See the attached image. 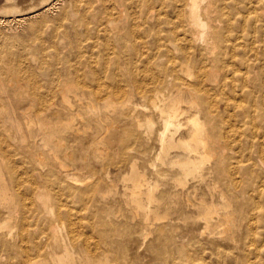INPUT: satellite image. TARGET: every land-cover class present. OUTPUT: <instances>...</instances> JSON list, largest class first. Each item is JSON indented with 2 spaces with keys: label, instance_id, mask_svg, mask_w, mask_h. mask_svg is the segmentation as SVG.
<instances>
[{
  "label": "bare ground",
  "instance_id": "obj_1",
  "mask_svg": "<svg viewBox=\"0 0 264 264\" xmlns=\"http://www.w3.org/2000/svg\"><path fill=\"white\" fill-rule=\"evenodd\" d=\"M60 1L62 2V0H1L2 3L0 4V242H2V247L9 253V255H10V251H13V256H14V252H15L13 249L14 247L12 248L8 246L9 244L8 242H12L13 240L18 239V238L20 242L30 241L32 243V246L30 245L31 247L30 248L27 247L28 249L26 250L23 248L25 251H21V249L17 250L18 248H21V247H19L18 245H17L18 247L15 246L17 248L16 250L19 251L17 252L18 254L16 255H21L20 257H22V262L20 261L19 264L20 263L21 264H119L118 262L119 260L117 259L118 252L116 251L115 253H117V255L113 259H110L108 255V251L104 249L105 245H109V235L111 232L109 233V235L106 232H101V233L98 232L100 236V240L96 238V241L94 240L92 241L89 238H84V239L76 238V234H75L76 226L73 223L74 222L73 221L70 224V230H69L70 234L68 235L62 234L65 228L61 227L60 221L64 222L66 218H68L67 220L70 222L71 220L70 217L76 214L72 212V209H71V212L69 210V213H67L66 215H63L64 213L62 214L59 210L58 212L57 210H55V212H57L55 214L54 213L55 205L53 206V201H52V198H54L53 197L54 195L51 197V193H50L53 187H51L50 191L48 190L49 182L51 180L56 179L59 183L67 182L66 184L64 183L63 185L62 184L61 185L59 184V185H60V188H62V191L63 189L66 190V192L69 193L68 195L70 196L78 195L79 197L80 195V197L81 196L85 197L88 195L91 196V194L93 195L96 194L101 197H104L106 195L108 196V194H111L112 191H114L113 187L111 186L113 185V183H111L112 181L107 179L108 181H111V182H109L110 184H109L108 190L105 193H103L104 192L102 190L103 185L100 183V181H98L97 179L96 181L98 182H93V180L90 179V176H91L90 166L92 164L90 165L89 162L91 161L90 158L92 156H95V157H92L93 159L94 158L98 159L105 152L108 153L110 149L112 152V148H115V150L119 152L122 159H124V163H126L125 160L128 159V164H129L128 170L129 171L128 172L126 171L127 173L125 172L126 174L124 176L122 175L121 176H122L123 181L126 183L124 191H125V195L127 196V202H128L127 205L130 210L129 214L135 219H138L140 226L142 227V232L140 233L141 239L147 240V238L149 239V237H151L150 235H152L154 231L156 230L155 228H156L157 222H162L165 220L166 222L165 226L168 228H171L175 220H182V221L184 220V222L188 220V221H191L193 224L194 223L198 224L201 222L204 225L203 227L205 228V231L203 233L204 234L208 233L210 237L213 238V240L216 238L220 240H226L229 242H234V243L236 242L235 244L238 245L240 236L237 233V229H238V225H239L240 217H241L240 208L242 207V202H244L243 198L245 197V194L241 193L240 195L241 199H238L239 197L237 196L235 198L230 193V189L224 186L225 183H223L224 181L222 180V179H225L226 172H227V169H225V165H226V161L229 155V151H234V150H230V147H229L230 144L227 143L229 141L227 142L224 141V139L226 140V138H224V135H225L224 128L225 127H223V121H222L223 115L219 107V104L224 103V105L229 107V101H230L229 99H231V94L230 96H227L228 93H226V91L230 89L231 93H233L234 90L230 88V86L234 85V80H235L234 75L230 77L229 75L231 74L229 73H228L229 75L227 74L228 71H226V69L228 70H231V69L225 68L227 67V65L224 63L223 59L225 57L227 59H231L230 61L235 60L236 50H242V54H240L241 56L239 57L240 61L243 64V67L245 68V71L241 73L242 91L240 90L241 93L236 94V95H234L236 93L234 92L233 94L234 103L232 105V108L235 109L240 114V116H247V105L241 106V104H239L240 98L244 96H246L245 98H247V100L249 97L252 98V93L250 94L251 96L248 94L249 97H247V90H246L247 88V81H246L247 80V68L252 67L251 63L250 64L247 63L248 60H251V59L247 60V56H248L247 41H251L254 44L256 43L255 42L256 39L260 40V38H257L254 36L255 34L262 35V37L264 36V1L262 0H138V4L139 3L140 4H139V7L134 11L133 15L131 14L130 16H128L129 9L127 8L129 7L126 8L127 9L126 12L128 13V15L127 13L125 14L124 11L118 10L119 8L116 7V9L118 8L117 9L118 11L116 10L117 12L115 13L117 17L114 19L113 12L111 13L110 11L111 9L110 8L111 6H109L110 3L108 4V1L110 0H105L106 5L105 4L104 5L106 9L104 8V10L106 11V14L108 15V17H106V22L102 23V25H105L103 27V30L106 33L108 31L111 32V34H113V37L114 35L120 36V39H122V34L127 31L126 33L128 34V36H127V39L125 40H128V37L131 35L132 32H134L135 36L137 32H142V31H144V33L147 32V34H145L146 37L148 36V34L150 35V33L151 34L153 33L155 34V38H154L155 42L152 40L153 41L152 44L156 45L155 48L157 47L159 49V52H158L159 57H156L155 59V57L153 56L155 60L152 63L150 61L151 59L149 56L148 57L149 59L147 60V62L143 64L145 67L142 66L144 67V69L143 71L140 72V76L138 75L139 67L132 68V69H135V71H136V68H138V71L135 72L133 70V72L131 73L132 75L131 86L130 87L128 86L129 87L128 89L123 87L124 89L121 88L117 91L114 90L115 92L114 93L112 92L111 94L109 93L108 95L109 97L103 103H100V104L94 102V100L92 99L93 95H91V97L87 96L88 87H90L87 84L82 83L81 85L80 84L81 82L74 81L73 79L60 80L58 77V74L60 75V73H59V70L57 71L56 64L59 62L58 61L59 58L57 59V56L59 57V52L61 51L58 52V48H57V34L59 32V28L64 27L63 24L65 22H68L66 20L68 19V14H69V13L67 14L66 9H63L64 10L63 13H61L60 15L58 14L60 17L59 16L56 17L57 14L55 15V12H57V10H59L58 8H60V7L57 8V6H59L58 4L60 3ZM78 1L80 2V4L82 3V0H78ZM88 1L89 0H86V2ZM101 2L103 3V0ZM77 3L78 2H76V4ZM122 3L125 5L124 2ZM122 3L120 5H122ZM70 6L71 5H69V8ZM87 6H90V5H87ZM123 6L121 8L124 10ZM167 9H170L172 13V16L168 20L162 18V16L166 15ZM80 12H82L83 13L82 15H84L85 8H84V12L81 10ZM77 13L78 11L76 10V14ZM13 14H17V15L13 16ZM100 15L102 14L100 13ZM102 17L104 19V16ZM128 17L130 18V22H129L130 25H128ZM88 20L86 19V22ZM152 20H155L154 24H152L153 22L151 23ZM161 20H163V22L165 21L167 24V25L165 24L167 26L166 28H168L166 32L162 31L163 29L165 31V28H163L162 30L160 29ZM100 21H101V18H100ZM10 23L16 24L15 26L16 28H19V30L23 28V31L26 30L25 31L26 33L20 35V34H17L15 31L16 34H13V35L10 34L11 32L9 33L7 31L8 29H11ZM99 23H96V24H99ZM143 24L146 26L143 27L144 26ZM7 26H9L8 29H7ZM16 28L15 30H17ZM151 28L152 29L154 28L155 30L153 31ZM73 29H75L74 31H76L77 28H73ZM11 30H14V29H11ZM87 31H88V26H87ZM97 33L99 34L100 31H98ZM65 34H67L66 31H65ZM73 34H75V32ZM77 35L78 34L76 33V36ZM84 35L86 36L87 34L85 33ZM94 35H92L93 38H94ZM145 35L143 36L144 39H145ZM79 36H82V35L80 34ZM134 37L130 36L129 38L133 39ZM89 38L87 36V39ZM107 38L109 39V37ZM123 38H126L125 34ZM148 38H150V36ZM75 40H78V39H75ZM125 40H120V42L122 41L123 43H125L124 42ZM129 40L131 41V39ZM86 41L88 40H85V42ZM130 41L128 42L131 43L132 41L131 42ZM79 43L81 46L82 42L80 41ZM109 43L111 45V41ZM123 43H120V44H123ZM77 46H78V43H77ZM170 46H173V47L175 46L176 48L174 47L173 49L170 50ZM252 46H255V45H252ZM123 47H125L124 44H123ZM123 47H122V50H123ZM126 47H127V44H126ZM133 48L135 49V47ZM76 49H79V48H76ZM253 49H254L253 47L250 49L251 52L253 51ZM174 50H176L175 51L176 53L180 51L182 53L180 55V58L176 60L173 57ZM136 51H137V48L135 52ZM153 51H152V54H153ZM251 52H249V54ZM77 53L79 52L77 51ZM87 53L89 54L90 52H87ZM254 53H256V51ZM65 54L66 53H64V56ZM92 54L93 53H91L90 56ZM125 54L123 55L125 56ZM135 56H137V54ZM142 56L143 55L141 54V58ZM163 56H165V58L169 56L170 58H173V59L171 60V63L168 64V66L165 68L167 73L165 74V76L163 75L164 78H160L157 75L158 73L155 72L154 74L152 69L160 68L161 66H164L161 61V58ZM68 57L69 56H67V60L69 59L71 60V58H68ZM158 58H160V60H158ZM60 59L61 61H65L63 60L62 57ZM94 60L95 58L92 61ZM259 60L260 59H258V61ZM263 60H264V57H263ZM117 61H120V59H118ZM143 61H144V58H143ZM102 62H103V59H102ZM107 62L109 64V61ZM116 62H115V65L118 64ZM134 62L135 61L133 60V64ZM65 63L67 62L65 61ZM71 63H74V62L67 63L66 66L69 67L68 69L74 68V65ZM104 64H102V66ZM127 65L129 66V64ZM150 65H152V67ZM116 67L118 68V65ZM107 69L108 67L106 68V70ZM72 70L75 71L74 69ZM234 70L236 71V68ZM76 72H77V69L74 74H76ZM93 73L94 75H98L96 72H92V74ZM115 73L117 74V72ZM111 74H114V73H111ZM80 75L82 78V74ZM67 78L69 77L67 76ZM77 78L78 77H76V79ZM237 80L236 82H238ZM117 81L118 82L115 81L117 84H122L125 81V79L118 76ZM101 82H103V80ZM115 82H112V83H115ZM126 84L130 85L129 83H126ZM113 85L111 87L115 86ZM108 86L109 85H107V87ZM115 87H118V86H115ZM106 89L108 88H105V90ZM257 91H255V88H254V92H257ZM122 93H125V98L124 100L120 101L118 100V97ZM261 93L263 95L262 91ZM105 94H106V91H105ZM135 97L143 99L144 101H148L149 104L151 105L150 111H149V108L145 106V104L140 106L141 105L140 103H139L140 105H138L136 102H134ZM244 102H245V99H244ZM248 102L246 104H248ZM58 104L59 105L62 104L64 107L59 109ZM250 104H252V102ZM253 107L255 106H252V109ZM260 112H262V109L260 110ZM258 115L259 117H257ZM258 115H256V117L264 121V114L262 115L261 113V115L260 114ZM142 116L144 117V119H139ZM78 118L82 120V123H83L82 126L77 125L76 121ZM241 118L243 119V117ZM250 118L251 117L249 116L248 119ZM118 121H120V124L118 123ZM247 123L251 125L250 123H253V122H250L249 120V122ZM226 127L228 126L226 125ZM228 128L226 129L228 130ZM89 130H91L90 140L92 142L90 145H88V148L85 149L83 153L80 154L78 158V161L80 163L79 170L71 175V173H68L69 167L67 168V165H66L68 163L67 162L68 159L66 158L69 157L75 163H77V159L75 158V153L73 152L69 153V150H68L69 147H71V149L73 147L70 142L73 140L78 141V142L87 140L88 137L85 134H87ZM227 130L225 132H228ZM116 132H118V134L115 137ZM262 132L260 131L261 134ZM247 133H249L252 136L259 135L256 132V130L251 131L250 128H248ZM236 134L238 133L236 132ZM241 136L243 135H240V137ZM261 137H262L261 143L264 144V137L263 136ZM243 138L244 140L248 139L247 137L245 138V136H243ZM249 139H252V138H249ZM83 144L84 143H81V146H83ZM257 144L260 145V143H257ZM84 147L86 146H83L82 148ZM248 147L251 148L252 146L249 144ZM242 148H244V146ZM20 151L22 152L25 151L24 152L25 155H22L20 157L18 156L19 159L21 160V163H23L24 165L26 164L31 165L33 167V170H32L34 173L33 175L38 179V181H36L37 179L35 180L36 184H34L35 186L34 192L31 194L32 196L31 198L34 199V203L36 202V209H35L36 211L35 212L33 211L34 212L33 216L36 215L37 221L38 220L44 221L46 223L45 227L39 228L38 230H34L35 231V232L33 231L34 233L30 232L31 229L29 230L28 228L30 226H26L24 222L20 221L21 219H19V216L20 217L22 216L19 215L17 217L16 215L18 213L16 209H19V207L24 206V204L22 203L23 202L22 200H20L22 201L21 202L22 204L19 202L20 197L18 193L16 192V190L18 189L17 186L19 184V181H18L19 179L17 176V172L15 171L17 170L16 169L17 166L14 167V165H16V162H17L16 156L18 155L16 154V152L18 153ZM261 152L264 153V151H261ZM261 152L259 154H261ZM92 153H94V155L91 156ZM146 153L151 156L153 155L154 157V161L151 162V165L155 169L153 168L154 172L152 173H148L145 170L141 169L138 164V159H137L138 156L147 155ZM244 153L242 152V154ZM61 154H64L63 156L65 157L66 161L60 158ZM235 156H237V153L236 155L234 154L233 157L235 158ZM246 157H248V155ZM232 158L230 156V159ZM249 158H250V155H249ZM105 159L106 158H104V161ZM252 160L253 162H256L254 159ZM232 161L235 162L236 160L232 159ZM227 163H228L227 165L229 166L230 162H227ZM240 163H243V162H240ZM240 163H237V164H240ZM261 164L263 165V163ZM234 167L235 166H233V168ZM21 168H24V167H21ZM118 169L120 170V168ZM25 170L26 169L24 168V171ZM235 171L237 172V169ZM108 174H106L105 176L108 177L109 176ZM236 174H233V175L236 176ZM255 177H257L258 179L260 178L258 177V175L257 176L255 175ZM233 178L231 179V181L233 180ZM31 179L33 180V177ZM253 181H255V179ZM20 183L23 184L21 181ZM255 185H259V184H255ZM255 185L253 183V186ZM15 188L17 189L15 190ZM57 188H58V185H57ZM203 188L207 193L206 195L205 193L202 192ZM28 191H32V189H29ZM248 191H250V188ZM254 191L256 192V190ZM21 192L23 193L24 189ZM66 192L64 193L66 194ZM22 193L20 195H22ZM17 197L19 198L17 199ZM73 197L75 198V196H72V198ZM248 197L246 200H248ZM21 198L23 199V197ZM25 200L27 199L25 198ZM251 200L252 199L250 198L249 201ZM58 201H60V199ZM79 201H76V202H79ZM252 201L255 202L256 200H252ZM68 202L69 200H66L64 202L62 201V204H64L65 206L67 205L68 207ZM55 203H57V201H55ZM29 204H27V206ZM252 205L250 204L251 207ZM258 207H259V204H258ZM180 208H186L187 210L184 211L182 214H179L178 212ZM73 210H75V208ZM14 211L17 212L15 214L16 215L15 217L19 219V222L17 223L15 221L16 218L14 219ZM260 212H261V209H260ZM24 214L26 213L24 212ZM246 214L248 215V213ZM249 214H252V213H249ZM81 216L79 218H81ZM245 216L246 215H244V218ZM25 217L26 215H24L23 219L26 220ZM100 217H102V215L100 216L98 215L97 217L95 216L96 218L95 224L91 222L92 225L90 224V226L93 230L96 228L95 227L96 223L98 225L105 223V219H103L104 221L102 219L99 220ZM261 218L262 217H260L259 219ZM76 221L78 222V220ZM83 225H85V223H83ZM263 225L264 224H262V226ZM15 227L18 228V231H17L18 234L16 235H14ZM164 228H165L164 226H161L157 229V231L160 233L157 239L158 243H154L153 241L155 240V238H153L152 242H149L147 245V251L149 252V256H150L149 262L155 261L158 264H180V263L181 264H204L202 261H205V260H203L199 254L198 255L201 257L202 260L201 261L199 260L200 257L197 259L198 256L195 253V250H191L188 245L186 246L184 244L183 237L181 241L179 242L177 240L178 238H176L170 233H166V235L163 236L162 232ZM245 230L247 231V229ZM78 231H79V228H78ZM83 231H85V229ZM131 231L132 230H130V232ZM165 231H166V228L164 232ZM249 231L250 230L248 229V232ZM113 233L114 231L111 234ZM192 233L193 232H191L190 238L195 240L196 236L192 235ZM253 234L254 233H252V235ZM80 235L84 237L83 233H81ZM260 235H264V233L260 234L259 232V236ZM259 236L257 237L259 238ZM40 237L41 239L44 237L46 239V243H43V242L41 243ZM245 237H247L246 234H245ZM112 238L113 237H111V240ZM262 238L264 239V236ZM243 241H246V238ZM27 242H26V245H27ZM189 243L191 244L190 241ZM197 243L195 242V244ZM242 243L243 242L241 241V245ZM261 243L259 244L261 245ZM212 244H214V242ZM218 244L221 245V243H218ZM262 244L264 245V242ZM26 245L24 246L26 247ZM232 246L233 245L231 244L229 245L230 248H233ZM112 248H113V245H112ZM214 248H215V245L213 249ZM233 250L231 252H233ZM242 251L243 249L241 248V252ZM256 251L257 250H255V252ZM111 252H114V251H111ZM134 252L136 253V251ZM213 252L215 254V250ZM255 252L253 254H256V253L259 254V252H256V253ZM228 254H226V256ZM239 255L240 257H237L235 260H233L232 258V262H235V263L237 262V264L238 262L245 264L246 262V261L244 262L245 257L242 256L241 254ZM127 256L128 257L130 256L129 253ZM232 256L233 255H231V257ZM135 257L136 258H133L131 260L129 258L127 262L126 261L124 262V264H153V263H143V260L141 261L140 257H139L140 259L137 257V255H135ZM16 261L18 262L17 259ZM144 261H147V260H144ZM225 262H227V260ZM120 264H122V262ZM230 264H234V263L230 262ZM247 264H251V263H247Z\"/></svg>",
  "mask_w": 264,
  "mask_h": 264
},
{
  "label": "rangeland",
  "instance_id": "obj_2",
  "mask_svg": "<svg viewBox=\"0 0 264 264\" xmlns=\"http://www.w3.org/2000/svg\"><path fill=\"white\" fill-rule=\"evenodd\" d=\"M75 1V2H74ZM62 0V2L60 1V3L58 4L59 6H57V8L58 7H60V8H58L59 10H57V12H55V15H56V17H58L61 13H63V9H66V12H67V14H68V19L66 20V21H68V22H65L63 25H64V27H61V28H59V32H58V34H57V48H58V52L59 51H61V52H59V57L57 56V59L59 58V62L56 64V67H57V71L59 70V73H60V75L58 74V77H59V79L60 80H64V79H73L74 81H79V82H81L80 84L82 85V83L84 84H87L88 86H90V87H88V91H87V96L88 97H91V95H93L92 97V99L94 100V102L95 103H98V104H100V103H103L109 96V93L111 94L112 92L114 93L115 91H117V90H119V89H121V88H126V89H128L130 86H131V80H132V75H131V73L133 72V70L135 71V69H132V68H135V67H139V71H138V68H136V71H138L137 73H138V75L140 76V72L141 71H143V69H144V65L143 64H145L146 62H147V60L149 59L148 57L150 56V61L153 63V61L156 59V57H159L158 55V52H159V49L157 48H155V46L156 45H154V44H152L153 43V41L155 40L154 38H155V34H153V36H152V34L150 33V35L148 34V36L146 37V35L145 34H147V32L146 33H144V31H142V32H137L136 33V36L138 37H136L135 35H134V32H132L131 33V35L130 36H135L134 38L136 39H132V38H129L128 37V40H125V39H127V36H128V34L126 33V32H124L123 34H122V39H120V36H115L114 35V37H113V34H111V32H105L104 30H103V27L105 26V25H102V23H104V22H106V17H108V15L106 14V11L104 10V8H105V5H106V3H105V0H103V3L101 2L102 0H89L88 2H86V0H82V3L80 4V2L78 1V0ZM85 1V2H84ZM112 3H111V2ZM110 1H108V4H109V6H111L110 8V11H111V13L113 12V18L115 19L116 17H117V15L115 14L118 10H120V11H124V13L126 14L127 12V9H129L128 10V12H129V15H128V13H127V15L128 16H130L131 14L133 15L134 14V11L139 7V4H138V0H127V2H126V0L124 1V0H110ZM120 1H121V3L122 2H124L125 3V5L122 3V5H120L121 3H120ZM262 1H264V0H262ZM76 2H78L77 4H76ZM2 2H1V0H0V4H1ZM84 3V4H83ZM86 3H87V5H90V6H87L86 5ZM76 4V5H75ZM80 4V5H79ZM92 4H93V6H92ZM95 4V5H94ZM105 4V5H104ZM128 4H129V6H128ZM138 4V5H137ZM69 5H71L70 6V8H69ZM118 5V6H117ZM124 5V6H123ZM77 6H79V7H77ZM85 6H87V7H85ZM92 6V7H91ZM123 6V8H124V10L121 8ZM134 6V7H133ZM66 7V8H65ZM85 8V12H84V8ZM116 7H118L117 9H116ZM127 7H129V8H127ZM132 7V8H131ZM68 8V9H67ZM78 8V9H77ZM87 8V9H86ZM127 8V9H126ZM241 8V7H240ZM75 9V10H74ZM94 9V10H93ZM106 9V8H105ZM126 9V10H125ZM242 9V8H241ZM240 9V10H241ZM76 10L78 11V13L76 14ZM80 10L81 11H83L85 14L84 15H82L83 13L82 12H80ZM104 10V11H103ZM114 10V11H113ZM117 10V11H116ZM132 10V11H131ZM75 11V12H74ZM92 11V12H91ZM104 13H103V12ZM94 12H96V13H94ZM130 12H132V13H130ZM74 15H73V14ZM89 13H91V14H89ZM100 13L102 14V15H100ZM4 14V13H3ZM59 14V15H58ZM104 14V15H103ZM5 15V14H4ZM17 14H13V16H16ZM75 15H76V17H75ZM79 17H78V16ZM87 15V16H86ZM107 15V16H106ZM74 16V17H73ZM86 16V17H85ZM100 16V17H99ZM102 16H104V19H103V17ZM172 16V13H171V10L170 9H167L166 10V15L165 16H162V18H164V19H170V17ZM60 17V16H59ZM91 17V18H90ZM99 17V18H98ZM127 17V16H126ZM90 18V19H89ZM98 18V19H97ZM100 18H101V21H100ZM79 19V20H78ZM83 19H84V21H83ZM86 19L88 20L87 22H86ZM70 20V21H69ZM78 20V21H77ZM117 20V19H116ZM77 21V22H76ZM92 21V22H91ZM100 23H99V22ZM154 21L155 20H152L151 21V23L152 24H154ZM81 22V23H80ZM129 22H130V18L128 17V25H130L129 24ZM161 23H160V29L162 30L163 28H165V31H164V29L162 30L163 32H166L167 30H168V28H166L167 26V24H166V22L164 21L163 22V20H161L160 21ZM75 23V24H74ZM78 23V24H77ZM80 23V24H79ZM84 23H85V25H84ZM89 23V24H88ZM91 23H92V25H91ZM96 23H99V24H96ZM75 26H74V25ZM101 24V25H100ZM166 24V25H165ZM11 25V26H10ZM10 27H11V29H14V30H11V29H8V27L9 26H7V31L10 33V34H20V35H22V34H24V33H26L25 31H23V28L22 29H20L19 30V28H16V24H13V23H10ZM79 25H80V27H79ZM96 25V26H95ZM144 25V24H143ZM142 25V26H143ZM164 25V26H163ZM251 25H253V24H251ZM73 26V27H72ZM78 26V27H77ZM85 26V27H84ZM87 26H88V31H87ZM146 25H144L143 27H145ZM15 28L17 29V30H15ZM63 28H64V30H63ZM67 30H66V29ZM73 28H77L76 29V31H74L75 29H73ZM73 29V30H72ZM97 31H96V30ZM152 29V28H151ZM77 30H78V32H77ZM153 31L155 30L154 28L152 29ZM13 31V32H12ZM15 31H16V33H15ZM62 31V32H61ZM65 31H66V33L67 34H65ZM87 31V32H86ZM90 31V32H89ZM98 31H100V33L98 34L97 32ZM104 31V32H103ZM152 31V32H153ZM75 32V34H73ZM81 32V33H80ZM88 32H89V34H88ZM76 33L78 34L77 36H76ZM87 34L86 36L84 35V34ZM94 33H95V35H94ZM82 35V36H79V35ZM105 34V35H104ZM106 34H108V35H106ZM124 34H125V37L126 38H123L124 37ZM71 35V36H70ZM92 35H94V38H93V36ZM112 36V37H110V36ZM140 35V36H139ZM145 35V39H144V36ZM259 34H255L254 36L255 37H257V38H260V40L259 39H256V43H252L251 41H247V54H248V56H247V60L248 59H251V60H248V61H250V62H248L247 61V63H251V65H252V67L251 68H247V88H246V90H247V97H249V95L252 93V98L251 97H249L248 98V100H247V98H245L246 96H244V97H242V98H240V102H242V103H240L239 102V104H241V106H245V105H247V116H240V114L235 110V109H233L232 108V105H233V103H234V95H236V94H240L241 93V91H242V87H241V85H242V80H241V73L242 72H244L245 71V68L243 67V64H242V62L240 61V54H242V50H236V52H235V54H236V59L235 60H232V61H230L231 59H227V58H225L224 57V59H223V61H224V63L227 65V67H225V68H230L231 70H228V69H226V71H228L227 72V74L229 73V74H231V75H229L230 77H232L233 75H234V78H235V80H234V85L233 86H230V88H232L234 91H233V93H231V91H230V89H228L227 91H226V93H228L227 94V96H230V94H231V99H229L230 101H229V107H227L226 105H224V103H220L219 104V107H220V109H221V111H222V115H223V118H225V119H223L222 118V121H223V127H225L224 128V133H225V135H226V137H225V135H224V138H226V140L224 139V141L225 142H227V141H229V142H227V143H229L230 144V150H234V151H229V155H228V158H227V161H226V165L228 164L227 162H230L229 163V166L227 167L226 165H225V169H227V172H226V176H225V179H222L224 182L223 183H225L224 184V186L225 187H228V189H230V193L236 198V196L237 197H239L238 199H241L240 198V195H241V193H244L245 194V197L243 198V201L244 202H242V207L240 208V212H241V217H240V222H239V225H238V229H237V233L239 234V242H238V245H236L234 242H229V241H226V240H220V239H214L213 240V238H211L210 237V235L208 234V233H203L204 231H205V228L203 227L204 225L200 222V223H198V224H196V223H192L191 221H188V220H186V221H188V222H184V220L182 221V220H175L174 221V224H173V226L171 227V228H168V227H166L165 226V220L164 221H162V222H157L156 223V230L154 231V233L152 234V235H150L151 237H149V235H148V237H149V239L147 238V240H144V239H141V237H140V233L142 232V227L140 226V223H139V220L138 219H135L134 217H132L129 213H130V210H129V208H128V202H127V196L125 195V182L123 181V179H122V176H124L129 170V164H128V159H126L125 161H126V163H124V159H122V157H121V155L119 154V152L117 151V150H115V148H112V152H111V149L109 150V152L107 153V152H105L103 155H101V157L100 158H98V159H93L92 157H95V156H92V155H94V153H92L91 154V161L89 162V164L91 165L90 166V170H91V172H90V179L91 180H93V182H98V181H100V183L103 185L102 186V190L104 191L103 193H105L107 190H108V187H109V182H111V183H113V185H111L112 187H113V189H114V191H112V193L111 192H109V193H111V194H108V196L106 197V196H104V197H101V196H99V195H96V194H91V193H89V194H91V196L90 195H88V196H85V197H83V196H81L80 197V195H79V197H78V195L76 196V195H68L69 193H67L66 192V190H64L63 189V191H62V188H60V185L62 184H64L65 182H58L56 179H54V180H51L50 182H49V184H48V190L50 191V189H51V187H53L52 189H51V191H50V193H51V197L53 196L54 198H52V201H53V206L55 205V207H54V213L56 214L57 212H58V210L63 214V215H66L67 213H69V210H70V212H71V209H72V212L74 213V214H76V215H74V216H71V215H69V216H71L70 218H71V220H70V222L67 220L68 218H66V220L63 222H61L60 221V225H61V227L62 228H65L64 229V231H63V229H62V231H63V233L62 234H64V235H68V234H70V224L73 222L74 224H75V231H76V238H82V239H84V238H89L90 240H94V241H96V238L98 239V240H100V236H99V234H98V232L99 233H101V232H106L108 235H109V233L111 232H113L114 231V233L113 234H111L110 233V235H109V245H105L104 246V249L106 250V251H108V255H109V258L110 259H113L116 255H117V253H115L116 251L118 252V262H119V264L122 262V264H124V262L126 261L127 262V260L130 258V260L131 259H133V258H136L135 257V255H137V257L139 258H141V261L143 260V263H153V264H158L157 262H155V261H151V262H149L150 261V256H149V252L147 251V245H148V243L149 242H152V239L153 238H155V240L153 241L154 243H158L157 242V239H158V237H159V232L157 231V229L159 228V227H161V226H164L165 228H166V231L164 232V230H165V228H164V230H163V236L164 235H166V233H170V234H172L173 236H175L176 238H178L177 240L180 242L181 241V239H182V237H183V240H184V244L187 246H189V248L191 249V250H195V253L197 254V259L201 256L202 257V259L203 260H205V261H202L204 264H219V263H221V264H230V262L231 263H234V264H237V262L235 263V262H232V258H233V260H235L237 257H240V255L239 254H241L242 256H244L245 257V260H244V262L246 261L247 263H253V264H264V245L262 244L263 242H264V239L262 238L264 235H260L259 236V232H260V234H263L264 233V225L262 226V224H264V191H262V190H264V177H262V176H264V153H262L261 151H264V144H262L261 143V136H263L264 137V132H262V131H264L263 129H264V121H262V120H260L259 118H257V117H259V115L258 114H260L261 115V113H262V115L264 114V105H262V104H264V60H263V54H264V36L262 37V35H259ZM67 36H68V38H67ZM87 36H88V38L89 39H87ZM98 36H100V37H98ZM150 36V38H148ZM84 37V38H83ZM104 37H105V39H104ZM107 37H109V39L107 38ZM262 37V38H261ZM73 38V39H72ZM111 38H112V40H111ZM147 38V39H146ZM75 39H78V40H75ZM100 39V40H99ZM104 39V40H103ZM114 39V40H113ZM129 39H131V41L129 40ZM262 39V40H261ZM62 40V41H61ZM82 40H84V41H82ZM85 40H88V41H86L85 42ZM91 40V41H90ZM96 40V41H95ZM109 40V41H108ZM120 40H125L124 42L125 43H123L122 41L120 42ZM153 40V41H152ZM65 41V42H64ZM77 41H81L82 42V44H81V46H80V43L79 42H77ZM111 41V45H110V42ZM112 41H113V43H112ZM128 41H130L131 43H129ZM85 42V43H84ZM94 42H96V43H94ZM100 42H101V44H100ZM105 44H104V43ZM109 44H108V43ZM126 42H128V43H126ZM146 42H147V44H146ZM155 42V41H154ZM251 42V43H250ZM259 42V43H258ZM263 42V43H262ZM76 43V44H75ZM77 43H78V46H77ZM120 43H123L124 45H125V47H126V44H127V47L125 48V47H123V44H120ZM134 43V44H133ZM150 43H151V45H150ZM100 44V45H99ZM103 44V45H102ZM134 46H133V45ZM142 44V45H141ZM145 44V45H144ZM250 44V45H249ZM75 45V46H74ZM93 45H95V46H93ZM102 45V46H101ZM110 45V46H109ZM113 45V46H112ZM147 45V46H146ZM154 45V46H153ZM252 45H255V46H252ZM77 46V47H76ZM104 46H106V47H104ZM123 47V50H122V47ZM135 47V49L133 48V47ZM150 46V47H149ZM250 46H251V48L253 47L254 49H253V51L251 52V48H250ZM81 47V48H80ZM85 47V48H84ZM96 47V48H95ZM112 49H111V48ZM116 49H115V48ZM143 47V48H142ZM144 47H146V48H144ZM175 47V46H174ZM173 46H170V50L171 49H173L174 48ZM263 47V48H262ZM76 48H79V49H76ZM92 48H94V49H92ZM136 48H137V53L135 52V50H136ZM142 48V49H141ZM149 48V49H148ZM154 48V49H153ZM176 48V47H175ZM84 49H86V50H84ZM101 49V50H100ZM109 49V50H108ZM126 49V50H125ZM134 49V50H133ZM142 50V51H140V50ZM153 51V54H152V51ZM260 49H262V50H260ZM94 50V51H93ZM108 50V51H107ZM111 50V51H110ZM139 50V51H138ZM145 52H144V51ZM158 50V51H157ZM77 51L79 52V53H81V54H79V53H77ZM85 51V52H84ZM99 51H101V52H99ZM123 53H122V52ZM128 53H127V52ZM146 51H147V53H146ZM157 51V52H156ZM176 50H174V59L176 60V59H178V58H180V55L182 54L181 53V51L180 52H175ZM256 51V53H254ZM71 52V53H70ZM76 52V53H75ZM87 52H90L89 54L87 53ZM112 52H113V54H112ZM125 52H126V54H125ZM144 52V53H143ZM249 52H251L250 54H249ZM64 53H66L65 54V56H64ZM69 53H70V55H69ZM75 53V54H74ZM91 53H93L92 55H93V57H92V55L90 56V54ZM100 53V54H99ZM104 53V54H103ZM115 53H117V54H115ZM122 53V54H121ZM133 53V54H132ZM134 53H135V55L137 54V56H135L134 55ZM152 55H151V54ZM156 53H157V55H156ZM97 56H96V55ZM123 54H125V56L123 55ZM141 54L143 55L142 56V58H141ZM77 55V56H76ZM79 55V56H78ZM81 55V56H80ZM107 55V56H106ZM114 55V56H113ZM117 55V56H116ZM128 55V56H127ZM132 55V56H131ZM67 56H69L68 58H71V60L69 59V60H67ZM76 56V57H75ZM106 56V57H105ZM155 57V59H154V57ZM263 56V57H262ZM63 58V60H65L67 63H69V62H74V63H76V64H74V63H71V64H73L74 65V68H71V69H68L69 67H67L66 65H67V63H65V61H61V59L60 58ZM77 57H79V58H77ZM88 57V58H87ZM101 58V60H100V58ZM104 57V58H103ZM138 57H140V58H138ZM147 57V58H146ZM66 58V59H65ZM77 59V60H75V59ZM95 58V63H94V61H92L93 59ZM99 58V59H98ZM105 58H107V59H105ZM109 58V59H108ZM120 59V61H117L118 59ZM132 58V59H131ZM135 58V59H134ZM143 58H144V61H143ZM256 60H255V59ZM261 58H262V60H261ZM78 59H80V60H78ZM102 59H103V62H102ZM130 59V60H129ZM136 59H138V60H136ZM140 59V60H139ZM173 58H170L169 56H167L166 58H165V56H163L162 58H161V61H162V63H163V65L164 66H161L160 68H153L152 69V71L154 72V74H155V72H157L156 74L160 77V78H164V76H165V74L167 73L166 72V70H165V68L168 66V64H170L171 63V60H172ZM258 59H260L259 61H258ZM132 60V61H131ZM133 60L136 62V64H135V62H134V64H133ZM143 62H142V61ZM158 60H160V58H158ZM76 61H78V62H76ZM87 61V62H86ZM91 61V62H90ZM106 61V62H105ZM107 61H109V64H108V62ZM116 63H118L117 65H118V68L116 67L117 65H115V62ZM169 61V62H168ZM229 61V62H228ZM255 61V62H254ZM111 62V63H110ZM126 62V63H125ZM128 62V63H127ZM130 62V63H129ZM168 62V63H167ZM227 62H228V64H227ZM77 63H78V65H77ZM81 63V64H80ZM90 63H91V65H90ZM93 63V64H92ZM104 63H106V64H104ZM131 63H132V65H131ZM167 63V64H166ZM263 63V64H262ZM79 64H80V66H79ZM102 64H104L103 66H102ZM127 64H129V66L127 65ZM138 64H140V65H138ZM142 64V65H141ZM254 64V65H253ZM259 64H260V66H259ZM83 65H85V66H83ZM106 65H108V66H106ZM134 65H136V66H134ZM142 66H144V67H142ZM151 67H152V65H150ZM170 66V65H169ZM241 66H242V68H241ZM254 66V67H253ZM263 66V67H262ZM84 67H85V69H84ZM95 69H93V68ZM108 67V69L106 70V68ZM116 67V68H115ZM128 67V68H127ZM150 67V68H151ZM238 67V68H237ZM79 68H81V69H83V70H81V69H79ZM102 68V69H101ZM104 68V69H103ZM110 68V69H109ZM236 68V71L234 70ZM72 69H74L75 71H76V69H77V72H76V74H74L75 73V71H73ZM91 69V70H90ZM92 69H93V71H92ZM98 69V70H97ZM70 70V71H69ZM105 70V71H104ZM234 72H233V71ZM260 70V71H259ZM96 72L98 75H94V73L92 74V72ZM100 71V72H99ZM108 71V72H107ZM109 71H110V73H109ZM112 71V72H111ZM135 71V72H136ZM70 72V73H69ZM115 72H117V74L115 73ZM134 72V73H135ZM165 72V73H164ZM233 72V73H232ZM95 73V74H96ZM101 73V74H100ZM111 73H114V74H111ZM69 74V75H68ZM80 74H82V78H81V75ZM92 74V75H91ZM160 74V75H159ZM260 74V75H259ZM91 75V76H90ZM114 76V78L116 79H114L113 78V76ZM164 75V76H163ZM236 75V76H235ZM60 76H62V77H60ZM67 76L69 77V78H67ZM86 78H85V77ZM93 76V77H92ZM118 76L119 77H121V78H123V79H125V81L122 83V84H117L116 82H118L117 81V79H118ZM161 76H163V77H161ZM249 76V77H248ZM76 77H78L77 79H76ZM92 77V78H91ZM84 78H85V80H84ZM98 78V79H97ZM238 80H237V79ZM261 78V79H260ZM80 79V80H79ZM89 79H93L92 81L91 80H89ZM98 80V82H97V80ZM114 81H113V80ZM96 80V81H95ZM103 80V82H101V81ZM236 80L238 81V82H236ZM262 80H263V82H262ZM93 81H95V82H93ZM116 81V82H115ZM127 81V82H126ZM87 82V83H86ZM92 82V83H91ZM112 82H115V83H112ZM89 83V84H88ZM98 83V84H97ZM126 83H129L130 85H127ZM91 84V85H90ZM106 84V85H105ZM115 86H121V87H115ZM123 84H125V85H123ZM97 86V87H95V86ZM107 85H109L108 87H107ZM114 86V87H111V86ZM94 86V87H93ZM101 86V87H100ZM106 86V87H105ZM126 86V87H125ZM129 86V87H128ZM255 86V87H254ZM261 86V87H260ZM108 88V89H106L105 90V88ZM249 87H251V88H249ZM253 87V88H252ZM123 88V89H124ZM254 88H255V91H257V92H254ZM94 89V90H93ZM103 89V90H102ZM97 92H96V91ZM115 90V91H114ZM241 90V91H240ZM252 92H251V91ZM100 91V92H99ZM105 91H106V94H105ZM238 91H240V92H238ZM261 91L263 92V95H262V93H261ZM234 92H236L235 94H234ZM95 93V94H94ZM99 93V94H98ZM103 93H104V95H103ZM108 93V94H107ZM256 93V94H255ZM122 94H124V95H122ZM122 94H120L119 95V97H118V100H120V101H122V100H124V98H125V93H122ZM234 94V95H233ZM249 94V95H248ZM97 95V96H96ZM122 96V97H121ZM124 96V97H123ZM251 96V95H250ZM253 96H255V97H253ZM104 97V98H103ZM259 97V98H258ZM263 99H262V98ZM97 98V99H96ZM102 98H103V100H102ZM245 99V102H244V99ZM254 98V99H253ZM101 99V100H100ZM252 99H253V101H252ZM98 101H100V102H98ZM139 101V102H138ZM249 101V102H248ZM134 102H136L138 105H140V106H142L143 104H145V106L147 107V108H149V111H150V104H149V102L148 101H144L143 99H140V98H137V97H135V99H134ZM248 102V104H246ZM252 102V104H250ZM262 102V103H261ZM140 103V104H139ZM262 105V106H261ZM58 106H59V109H61L62 107H64L62 104H58ZM250 106V107H249ZM252 106H255V107H253V109H252ZM262 107V108H261ZM262 109V112H260V110ZM148 110V109H147ZM249 111V112H248ZM231 112V113H230ZM231 114V115H230ZM250 114V115H249ZM237 115V116H236ZM251 117L250 119H248L249 118V116ZM256 115H258L257 117H256ZM229 116H231V117H229ZM241 117H243V119L241 118ZM245 117V118H244ZM255 117V118H254ZM234 118V119H233ZM238 118H240L241 119V121H240V119H238ZM257 118V119H256ZM139 119H144V117L142 116V117H140ZM230 119H232V120H230ZM238 119V120H237ZM245 119V120H244ZM228 120V121H227ZM233 120H234V122H233ZM242 120H243V122H242ZM249 120H250V122H253V123H250L251 125H249V123H247V122H249ZM117 121V120H116ZM230 121V122H229ZM229 122V123H228ZM232 122H233V124H232ZM76 123H77V125H79V126H82L83 125V123H82V120H80L79 118L77 119V121H76ZM118 123L120 124V121H118ZM263 123V124H262ZM228 124H230V125H228ZM245 124H246V126H245ZM253 124V125H252ZM260 124V125H259ZM225 125V126H224ZM226 125L229 127H226ZM238 125H240V126H238ZM244 125V126H243ZM247 125H248V127H247ZM233 126H234V128H233ZM236 126V127H235ZM250 126V127H249ZM262 126V127H261ZM257 127V128H256ZM261 127V128H260ZM226 128H228V130L226 129ZM248 128H250L251 129V131H254V130H256V132L259 134V135H254V136H252V135H250L249 133H247V131H248ZM228 131V132H225L226 130ZM233 131V133H232V131ZM260 131L262 132V134L260 133ZM236 132L238 133V134H236ZM229 133V134H228ZM246 133V134H245ZM117 134H118V132H116V134H115V137L117 136ZM85 135H87V137H88V139L90 140L91 139V130H89L88 131V133L87 134H85ZM235 137V139H234V137ZM236 135V136H235ZM240 135H243V136H245V138L247 137L248 139L246 140H244V138H243V136H241L240 137ZM248 135V136H247ZM250 135V136H249ZM261 135V136H260ZM90 136V137H89ZM228 136V137H227ZM232 136V137H231ZM256 136V137H255ZM258 136H259V138H258ZM231 137V138H230ZM255 137V138H254ZM238 138H239V140H238ZM249 138H252V139H249ZM87 139V138H86ZM85 140V141H82V142H78V141H75V140H73V141H71L70 143H71V145L73 146L72 147V149H71V147H69V153H71V152H73V153H75V158L77 159V163H75L73 160H71L69 157H67L66 159H68L67 160V168H68V173H71V175L72 174H74L76 171H78L79 170V167H80V163H79V161H78V158H79V156H80V154L81 153H83V151L85 150V149H87L88 148V145H90L91 144V140L89 141V140ZM232 140V141H231ZM248 140H249V142H248ZM258 142H257V141ZM239 142V144H238V142ZM244 141V142H243ZM247 141V142H246ZM77 144H76V143ZM246 142V143H245ZM251 142V143H250ZM73 143H74V145H73ZM81 143H84L83 144V146H86V147H84V148H82L83 146H81ZM242 143V144H241ZM248 143V144H247ZM257 143H260V145L259 144H257ZM87 144V145H86ZM246 144V145H245ZM249 144L253 147H248L249 146ZM256 144V145H255ZM232 145V146H231ZM237 146V147H236ZM244 146V148H242V147ZM116 147V146H115ZM259 147V148H258ZM82 148V149H81ZM239 148H240V150H239ZM71 149V150H70ZM76 149V150H75ZM243 149V150H242ZM249 149V150H248ZM261 149V150H260ZM115 152H114V151ZM117 151V152H116ZM238 151V152H237ZM239 151H240V153H239ZM25 151H20V152H16V154H18L16 157H17V162H16V165H14V167H16L17 166V170H15L16 172H17V176H18V181H19V184H18V186H17V188H15V190H16V192L18 193V195H19V197H20V199H19V202L21 203L22 201V203L24 204V206H22V207H19V209H16V211L18 212H15L14 211V219H15V221H16V223L17 222H19V219H21L20 221L21 222H24L25 223V225L26 226H30V227H28L29 228V230H30V232H32V233H34L35 231L34 230H38L39 228H43V227H45L46 226V223L44 222V221H37V218H36V215H34L33 216V214H34V212L36 211L35 209H36V202L34 203V199L33 198H31L32 196H31V194L34 192V184H36V182H35V180L37 179L33 174V167L31 166V165H29V164H26V165H24L23 163H21V160L19 159V157L20 156H22V155H25V153H24ZM114 152V153H113ZM232 152V153H231ZM234 152V153H233ZM242 152L244 153V154H242ZM247 152H249V153H247ZM261 152V154H259ZM236 153H237V156H235V158L233 157L234 156V154L236 155ZM147 154V153H146ZM64 154H61L60 155V158L62 159V160H64V161H66L65 160V157L63 156ZM148 155V156H147ZM147 155H139L138 156V164H139V166H140V168L141 169H143V170H145L146 172H148V173H152V172H154V167L151 165V162L152 161H154V157H153V155L151 156V155H149V154H147ZM240 155V156H239ZM248 155V157H246V156ZM249 155H250V158H249ZM19 156V157H18ZM103 156H105V157H103ZM107 156V157H106ZM117 156H118V158H117ZM230 156H231V158L233 159V160H236L235 162H237V163H240V162H243V163H240V164H237V163H235V162H233L232 161V159H230ZM242 156H244V157H242ZM262 156V157H261ZM121 157V158H120ZM146 157V158H145ZM152 157H153V159H152ZM240 157H242V158H240ZM102 158H103V160H102ZM104 158H106L105 159V161H104ZM93 159V160H92ZM238 159V160H237ZM250 161H249V160ZM252 159H254L256 162H253V160ZM19 160V161H18ZM123 160V161H122ZM143 160V161H142ZM229 160V161H228ZM249 161V162H248ZM103 162V163H102ZM231 162H233V163H231ZM246 162V163H245ZM118 163V164H117ZM124 163V164H123ZM261 163H263V165L261 164ZM93 164H94V166H93ZM116 164V165H115ZM234 164V165H233ZM236 164H237V166H236ZM255 166H254V165ZM20 165V166H19ZM76 165V166H75ZM109 165V166H108ZM112 165H113V167H112ZM120 167H119V166ZM143 165V166H142ZM231 165H233V166H235L234 168H233V166H231ZM108 166V167H107ZM125 166V167H124ZM250 166H252V167H250ZM21 167H24L26 170L24 171V168H21ZM122 167V168H121ZM146 167V168H145ZM159 167V166H158ZM106 168H107V170H106ZM118 168H120V170L118 169ZM154 168V169H153ZM229 168H231V169H229ZM254 168V169H253ZM256 168H257V170H256ZM77 169V170H76ZM109 169V170H108ZM147 169H148V171H147ZM237 169V172L235 171ZM242 169V170H241ZM253 169V170H252ZM19 170H20V172H19ZM230 170V171H229ZM252 170V171H251ZM30 173H29V172ZM92 171H94V172H92ZM127 171V172H126ZM232 171H234V172H232ZM239 171V172H238ZM254 171V172H253ZM73 172V173H72ZM126 172V173H125ZM253 172V173H252ZM261 172H262V174H261ZM29 173V174H28ZM32 173V174H31ZM66 173V172H65ZM108 174L109 176L108 177H106L105 175L106 174ZM236 173H238V174H236ZM250 173V174H249ZM258 173V174H257ZM20 174V175H19ZM232 174V175H231ZM233 174H236V176L235 175H233ZM21 175H22V177H21ZM25 177H24V176ZM27 175V176H26ZM93 175H94V177H93ZM122 175V176H121ZM149 175V174H148ZM255 175L257 176L258 175V177H260L259 179L257 178V177H255ZM112 178H111V177ZM233 178L234 176V178H233V180L231 181V177ZM251 176V177H250ZM33 177V180L31 179ZM98 177H100V178H98ZM104 177V178H103ZM28 180H27V179ZM231 178V179H230ZM98 179V181H96ZM101 179H102V181H101ZM111 180V181H108V180ZM240 179V180H239ZM251 179V180H250ZM255 179V181H253ZM256 179H258L259 180V182H258V180H256ZM31 180V181H30ZM237 182H236V181ZM20 181L23 183V184H21L20 183ZM24 181V182H23ZM36 181H38V179L36 180ZM55 181V182H54ZM61 181V180H60ZM225 181H227V182H225ZM240 181V182H239ZM33 182V183H32ZM51 183V184H50ZM67 183V182H66ZM65 183V184H66ZM233 183H235V184H233ZM253 183H254V185L255 184H259V185H255V186H253ZM53 184V185H52ZM56 184V185H55ZM60 184V185H59ZM238 184H240V185H238ZM20 185H21V187H20ZM31 185V186H30ZM57 185H58V188H57ZM236 187H235V186ZM29 186V187H28ZM56 186V187H55ZM239 186V187H238ZM115 187V188H114ZM165 187V186H164ZM238 187V188H237ZM254 187H255V189H254ZM237 188V189H236ZM249 188H250V191H248L249 190ZM23 189H24V192L22 193L21 191H23ZM29 189H32V191H28ZM57 189V190H56ZM60 189V190H59ZM243 189V190H242ZM256 190V192H257V194L259 195H257L256 194V192L254 191V190ZM20 190V191H19ZM26 190V191H25ZM53 190V191H52ZM55 190V191H54ZM59 190V191H58ZM117 190V191H116ZM261 190V191H260ZM232 191V192H231ZM20 192V193H19ZM52 192H53V194H52ZM60 192V193H59ZM64 192H66V194L64 193ZM202 192L203 193H205V195L207 194L206 193V191L204 190V188L202 189ZM247 192V193H246ZM249 192V193H248ZM250 192H252V193H250ZM261 192V193H260ZM22 193V195H20ZM27 193V194H26ZM56 193V194H55ZM118 193V194H117ZM63 196H62V195ZM116 194V195H115ZM262 194H263V196H262ZM24 195V196H23ZM27 195V196H26ZM65 195V196H64ZM104 195V194H103ZM252 195V196H251ZM56 196V197H55ZM58 196V197H57ZM72 196H75V198L73 199L72 198ZM90 196V197H89ZM252 199V200H256L255 202L254 201H249L250 200V198ZM19 197H17V199L19 198ZM21 197H23V199L21 198ZM61 197V198H60ZM247 197H248V200H246L247 199ZM257 197V198H256ZM25 198L28 200H25ZM80 198V199H79ZM85 198V199H84ZM60 199V201H58ZM80 201H79V200ZM125 199V200H124ZM261 199H262V201H261ZM20 200H22V201H20ZM31 200V201H30ZM64 202V201H66V200H69V202H68V207H67V205L65 206L64 204H62V201ZM86 200V201H85ZM258 200V201H257ZM55 201H57V203H55ZM76 201H79V202H76ZM92 201V202H91ZM27 202V203H26ZM30 204H29V203ZM91 202V203H90ZM162 202H163V200H162ZM252 202V203H251ZM257 202V203H256ZM21 203V204H22ZM85 203V204H84ZM88 203V204H87ZM256 203V204H255ZM27 204H29L28 206H27ZM62 204V205H61ZM70 204V205H69ZM250 204L252 205V207L250 206ZM258 204H259V207H258ZM26 205V206H25ZM61 205V206H60ZM87 205V206H86ZM89 205H90V207H89ZM247 206V207H246ZM263 206V207H262ZM25 207V208H24ZM29 207H31V208H29ZM35 207V208H34ZM85 209H84V208ZM257 207V208H256ZM56 208V209H55ZM69 208V209H68ZM75 208V210H73ZM29 209V210H28ZM33 209V210H32ZM67 209V210H66ZM260 209H261V212H262V214H261V212H260ZM55 210H57V212H55ZM81 210V211H80ZM187 209L186 208H180L179 209V214H182L184 211H186ZM251 210H252V212H251ZM254 210H255V212H254ZM263 210V211H262ZM32 211V212H31ZM34 211V212H33ZM78 211V212H77ZM115 211V212H114ZM246 211V212H245ZM22 212V213H21ZM24 212L26 213V214H24ZM29 212V213H28ZM77 212V213H76ZM95 212V213H94ZM121 212V213H120ZM17 213V214H16ZM20 213V214H19ZM79 213V214H78ZM86 213V214H85ZM246 213H248V215L246 214ZM249 213H252V214H249ZM255 213V214H254ZM17 215V217L19 216V215H21L22 217H20L19 216V219L17 218V217H15L16 215ZM22 214H24V215H26V220L25 219H23L24 218V215H22ZM78 214V215H77ZM94 214V215H93ZM97 214V215H96ZM116 214V215H115ZM28 215V216H27ZM83 217H82V216ZM100 216V215H102V217H100V219L99 220H103V219H105V223H103V224H97L96 223V225H95V231L91 228V226H90V224L92 225V223H94L95 224V220H96V218H95V216L97 217V216ZM244 215H246L245 216V218H244ZM252 216V217H250V216ZM260 215V216H259ZM31 218H30V217ZM68 216V215H67ZM78 217V219H77V217ZM81 216V218H79ZM248 216V217H247ZM27 217H28V219H27ZM32 217H34V218H32ZM66 217V216H65ZM176 217V216H175ZM260 217H262L261 219H259ZM74 218V219H73ZM90 218V219H89ZM249 218V219H248ZM22 219H23V221H22ZM35 221H34V220ZM84 219V220H83ZM94 219V220H93ZM246 219V220H245ZM247 219H248V221H247ZM76 220H78V222L76 221ZM85 220H87V221H85ZM135 220V221H134ZM250 220H251V222H250ZM27 223H26V222ZM29 221H30V223H29ZM33 221V222H32ZM104 221V220H103ZM178 221V222H177ZM32 222V223H31ZM76 222H77V224H76ZM92 222V223H91ZM182 222H184V223H182ZM249 222V223H248ZM254 222V223H253ZM63 223H64V225H63ZM83 223H85V225H83ZM248 223V224H247ZM28 224V225H27ZM42 224V225H41ZM65 224H66V226H65ZM69 224V225H68ZM80 224V225H79ZM246 224V225H245ZM250 224V225H249ZM254 224V225H253ZM79 225V226H78ZM104 226V227H102V226ZM109 225V226H108ZM114 225V226H113ZM65 226V227H64ZM83 226H84V228H83ZM245 226V227H244ZM248 226V227H247ZM34 227V228H33ZM37 229H36V228ZM69 227V228H68ZM80 227H81V229H80ZM121 227V228H120ZM68 228V229H67ZM78 228H79V231H78ZM252 228V229H251ZM259 228V229H258ZM85 229V231H83ZM203 229V230H202ZM245 229H247V231L245 230ZM248 229L250 230L249 232H248ZM65 230H66V232H65ZM68 230V231H67ZM100 230V231H99ZM130 230H132L131 232H130ZM135 230V231H134ZM202 230V231H201ZM258 230H259V232H258ZM18 228H16L15 227V229H14V235H16V234H18ZM34 231V232H33ZM82 231V232H81ZM86 231H88V232H86ZM108 231V232H107ZM199 231V232H198ZM246 231V232H245ZM253 231V232H252ZM262 231H263V233H262ZM17 232V233H16ZM86 233V235H85V233ZM186 232V233H185ZM191 232H193L192 233V235H195L196 236V238H195V240H193V239H191L190 238V235H191ZM201 232V233H200ZM250 232H252V233H254L253 235H252V233H250ZM258 232V233H257ZM81 233H83L84 235V237H82L80 234ZM88 233H90V234H88ZM92 233V234H91ZM132 233H133V235H132ZM198 233H200V234H198ZM130 234V235H129ZM136 234V235H135ZM188 234V235H187ZM207 234H208V236H207ZM245 234L247 235V237L249 236L250 237V239L252 240H250L249 239V237L247 238V237H245ZM80 235V236H79ZM97 235V236H96ZM90 236V237H89ZM93 236H95V237H93ZM199 236H200V238H199ZM255 236V237H254ZM257 236H259V238L257 237ZM111 237H113L112 238V240H111ZM200 239H198V238ZM202 237V238H201ZM242 237H243V239H242ZM186 238V239H185ZM245 238H246V241H243V240H245ZM131 239V240H130ZM197 239V240H196ZM206 239V240H205ZM257 241H256V240ZM263 239V240H262ZM44 240V241H43ZM193 242H192V241ZM203 242H202V241ZM40 241H41V243L43 242V243H46V239L43 237L42 239H41V237H40ZM111 241H113V242H111ZM189 241L191 242V244L189 243ZM197 243V241H198V243L197 244H195V242ZM205 241V242H204ZM211 241V242H210ZM241 241L244 243H242V245H241ZM250 241V242H249ZM262 243H261V242ZM27 242V241H26ZM26 242H20L19 241V238L18 239H15V240H13L12 242H8L9 244H8V246H10V247H14L13 249H14V256H13V251H10V255H9V253L2 247V242H0V264H13V262H14V260H15V262H14V264H19V262L21 261L22 262V257H20L21 255H16V254H18L17 252H19V251H17V250H19V249H21V251H25L26 249H28L27 247H31L32 246V243L30 242V241H28L27 242V245H26ZM31 244H30V243ZM145 242V243H144ZM210 242V243H209ZM214 242V244H212ZM215 242H217V243H215ZM227 242V243H226ZM15 243V244H14ZM204 243V244H203ZM218 243H221V245H219ZM247 243V244H246ZM249 243V244H248ZM251 243H252V245H253V247H252V245H251ZM259 243H261V245L259 244ZM22 244V245H21ZM212 246H211V245ZM224 244V245H223ZM233 245L232 247L234 248V250H233V248H230L229 247V245ZM255 244H257V245H255ZM7 245V244H6ZM21 247V248H16V247ZM24 245H26V247L24 246ZM31 245V246H30ZM112 245H113V248H112ZM193 245V246H192ZM200 245H201V247H200ZM205 245H207V246H205ZM214 245H215V248L213 249V247H214ZM251 247H250V246ZM16 246V247H15ZM23 246V247H22ZM109 246V247H108ZM126 246V247H125ZM197 246V247H196ZM243 246V247H242ZM246 246V247H245ZM256 246V247H255ZM192 247V248H191ZM198 247H200V248H198ZM208 249H207V248ZM224 247H226V248H224ZM228 247V248H227ZM251 249H250V248ZM262 247V248H261ZM25 250H24V249ZM128 249V251H130V252H128L127 251V249ZM221 248V249H220ZM230 248V249H229ZM240 248V249H239ZM241 248L243 249V251L241 252ZM254 248H256V249H254ZM12 249V250H13ZM17 249V250H16ZM212 249V250H211ZM239 249V250H238ZM250 249V250H249ZM140 250V251H139ZM215 250V254H214V251ZM233 250V252H231ZM255 250H257L256 252H259V254L258 253H256L255 252ZM261 250H262V252H261ZM110 251V252H109ZM111 251H114V252H111ZM122 251V252H121ZM134 251H136V253L134 252ZM210 251V252H209ZM222 251V252H221ZM2 252V253H1ZM226 252V253H225ZM236 252H237V254H236ZM250 254H249V253ZM256 253V254H253V253ZM111 253V254H110ZM112 253H114V254H112ZM122 253V254H121ZM126 253V254H125ZM128 253H129V257L127 256L128 255ZM204 253V254H203ZM229 253V254H228ZM232 253V254H231ZM251 253H252V255H251ZM2 254V255H1ZM200 256H199V255ZM226 254H228L227 256H226ZM245 254V255H244ZM11 255H12V257H11ZM16 255V256H15ZM203 255V256H202ZM225 255V256H224ZM231 255H233L232 257H231ZM250 255H251V257H250ZM256 255V256H255ZM260 255H261V257H260ZM206 256V257H205ZM210 256H212V257H210ZM220 256V257H219ZM3 257V258H2ZM11 257V258H10ZM17 257V258H16ZM128 257V258H127ZM201 257L199 258V260L201 261L202 259H201ZM218 257V258H217ZM226 257V258H225ZM251 259H250V258ZM139 258V259H140ZM253 258V259H252ZM1 259H3V260H1ZM11 259V260H10ZM16 259L18 260V262L16 261ZM123 261H122V260ZM210 259H211V261H210ZM216 259H217V261H216ZM144 260H147V261H144ZM208 260V261H207ZM220 260H222V261H220ZM227 260V262H225ZM231 260V261H230ZM249 260V261H248ZM252 262H251V261ZM12 261V262H11ZM254 261V262H253ZM5 262V263H4ZM11 262V263H10ZM208 262V263H207ZM216 262V263H215ZM245 262V264H247ZM260 262H262V263H260ZM21 264V263H20ZM181 264V263H180ZM238 264H242V263H240V262H238Z\"/></svg>",
  "mask_w": 264,
  "mask_h": 264
}]
</instances>
